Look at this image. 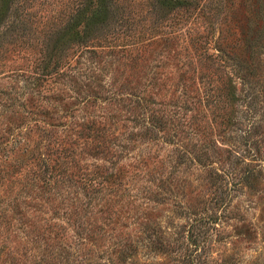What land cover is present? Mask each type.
<instances>
[{"label":"rangeland","instance_id":"374dc122","mask_svg":"<svg viewBox=\"0 0 264 264\" xmlns=\"http://www.w3.org/2000/svg\"><path fill=\"white\" fill-rule=\"evenodd\" d=\"M235 1L113 0L122 27L97 0L17 1L0 264H264V0L251 63Z\"/></svg>","mask_w":264,"mask_h":264},{"label":"trees","instance_id":"16d2710c","mask_svg":"<svg viewBox=\"0 0 264 264\" xmlns=\"http://www.w3.org/2000/svg\"><path fill=\"white\" fill-rule=\"evenodd\" d=\"M18 0H0V27L3 26L4 29L0 31V37H7L10 32L16 30L17 28H20L22 25H24L23 17L22 15H19V13L15 12V9L13 8L14 5L17 3ZM99 4V9H96L94 15L98 14L100 11V14H103V17L101 18L103 27L107 22L113 21L120 27L125 26V23L122 21V17H118L116 15H113V0H97ZM179 2V1H178ZM247 2H251V0H236L234 2V15H233V22L236 32H238V37L242 43V47L238 48L236 50V58L237 60L240 59H246L249 58L248 61L251 63V52L253 51L252 46L246 44V41L250 38L252 29H255L253 27L251 29L250 25V19L252 14H248V11L251 9L249 8L250 5H247ZM160 5L163 7L170 6L169 3L165 4L164 1H159ZM184 4V3H182ZM254 5V4H252ZM82 16L86 17L83 14V11L81 12ZM115 17V19H114ZM121 18V19H119ZM248 63V64H249Z\"/></svg>","mask_w":264,"mask_h":264}]
</instances>
